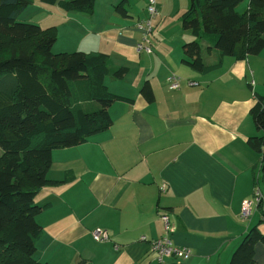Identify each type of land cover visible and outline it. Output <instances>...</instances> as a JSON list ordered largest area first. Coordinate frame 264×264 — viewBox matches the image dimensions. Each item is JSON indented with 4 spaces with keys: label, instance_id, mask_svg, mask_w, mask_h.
Masks as SVG:
<instances>
[{
    "label": "crops",
    "instance_id": "crops-1",
    "mask_svg": "<svg viewBox=\"0 0 264 264\" xmlns=\"http://www.w3.org/2000/svg\"><path fill=\"white\" fill-rule=\"evenodd\" d=\"M120 1L95 0L89 14L40 0L39 25L56 35L52 51L105 53L111 70L124 69L119 77L107 76L105 85L126 100L109 107L107 129L52 150L48 182L34 198L43 209L32 262L160 264L140 237H161L159 215L167 213L173 243L191 250L184 264H228L260 219L255 203L247 218L239 214L242 201H254L256 187L261 191L260 156L247 139L259 134L250 109L264 96V50L243 59L225 56L219 69L199 73L182 61L181 46L194 39L180 23L188 0H157L147 35L151 52L137 48L143 36L136 24L146 17V1L126 0L125 15L114 10ZM204 42V62L215 61ZM172 75L176 89L168 84ZM145 81L151 103L139 92ZM97 228L108 241L92 239ZM254 260L264 264V244L254 246Z\"/></svg>",
    "mask_w": 264,
    "mask_h": 264
},
{
    "label": "trees",
    "instance_id": "trees-1",
    "mask_svg": "<svg viewBox=\"0 0 264 264\" xmlns=\"http://www.w3.org/2000/svg\"><path fill=\"white\" fill-rule=\"evenodd\" d=\"M48 1L91 14L95 0ZM125 1L114 6L121 15ZM29 2L0 0V264H39L32 261L43 206L34 198L48 182L52 150L80 145L107 129L109 107L126 100L105 85L107 76L124 73L109 68L105 53H54L52 27L18 21ZM242 2L246 7L239 12ZM180 23L194 37L181 46L182 61L199 73L219 69L225 56L243 59L264 50V0H188ZM200 40L215 61L204 62ZM139 92L148 103L154 100L148 81ZM250 115L259 132L247 145L260 156V219L244 233L228 264H255L254 246L264 244L259 227L264 223V96H257Z\"/></svg>",
    "mask_w": 264,
    "mask_h": 264
},
{
    "label": "built area",
    "instance_id": "built-area-1",
    "mask_svg": "<svg viewBox=\"0 0 264 264\" xmlns=\"http://www.w3.org/2000/svg\"><path fill=\"white\" fill-rule=\"evenodd\" d=\"M145 12L146 17L137 22L136 28L142 33V41L137 45L138 49L145 50L146 52L152 51V46L147 39V35L152 29V20L158 14L157 0H145ZM253 82L251 81V84ZM169 87L176 89L179 87L178 78L174 75L168 79ZM254 201L244 200L241 203L240 218H247L251 214L252 204L257 203L262 198L261 191L256 187L254 191ZM164 228L163 235L156 239H148L145 236H141V241H146L149 244V253L153 259L158 263H164L165 260L171 259L175 264H184L191 256V250L187 246H179L173 243L171 239L173 225L171 224L170 217L167 213L159 215ZM91 237L96 242H106L109 240L108 233L103 229H93Z\"/></svg>",
    "mask_w": 264,
    "mask_h": 264
},
{
    "label": "rangeland",
    "instance_id": "rangeland-1",
    "mask_svg": "<svg viewBox=\"0 0 264 264\" xmlns=\"http://www.w3.org/2000/svg\"><path fill=\"white\" fill-rule=\"evenodd\" d=\"M41 6H43V4H41L40 0H30L28 6L19 15L18 21H22V22H26L27 21V22H33V23L39 24L40 23V21H39L40 20V15H43L42 13H44V12L41 13V11H40ZM245 7H246V2H242V3L239 4L237 10L239 12H241V11H243V9ZM0 42H1V40H0ZM200 42L205 43L204 41H201V40H200ZM150 44H151V42H150ZM6 52H7V50L3 51L2 54L5 55ZM261 228L263 229L262 231L264 232V226H262Z\"/></svg>",
    "mask_w": 264,
    "mask_h": 264
}]
</instances>
